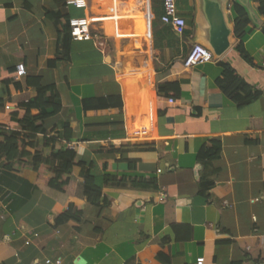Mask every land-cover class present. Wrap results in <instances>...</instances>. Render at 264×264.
<instances>
[{"label":"crops","instance_id":"1","mask_svg":"<svg viewBox=\"0 0 264 264\" xmlns=\"http://www.w3.org/2000/svg\"><path fill=\"white\" fill-rule=\"evenodd\" d=\"M177 4L188 25L183 35L162 22V0H87L86 8L66 0H0V74L8 79V71H16L9 83L0 82V123L19 129L14 113L22 117V104L37 96L26 77L17 76L16 65L24 63L27 76L57 85L62 102L32 141L45 157L72 148L87 162L73 168L63 192L39 183L30 166L9 169L0 159V264H201L202 257V264H264L259 0H249L257 20L249 14L241 38L254 62L235 50L240 39L234 33L236 41L222 57L191 68L184 58L195 43L196 3ZM229 10L233 21L231 3ZM71 17H88L92 38L73 40L70 60L50 68L66 38L59 30ZM223 63L261 96L245 106L227 96L217 85ZM167 82H177L179 92L175 86L159 93ZM108 96H120L122 106L84 108L85 99ZM63 122L72 127L70 138L61 137ZM214 139L222 151L205 167L198 154ZM35 145L27 146L29 165ZM128 159H137L136 170ZM204 171H214L215 183L201 193ZM89 173L155 179L157 188L110 183L101 207L84 194ZM69 207L81 212L80 219L57 224Z\"/></svg>","mask_w":264,"mask_h":264},{"label":"trees","instance_id":"2","mask_svg":"<svg viewBox=\"0 0 264 264\" xmlns=\"http://www.w3.org/2000/svg\"><path fill=\"white\" fill-rule=\"evenodd\" d=\"M156 1V0H153ZM233 14H234V33L240 41L235 45L240 55L248 62L253 63L251 54L245 48L244 42L241 40L245 30L250 22L249 12L236 0H230ZM258 12L264 17V0H259ZM162 15V14H161ZM52 18V15L49 14ZM158 12L155 11L156 20ZM56 23L62 24L63 16L58 14L56 16ZM69 19V18H68ZM193 25V20L189 21ZM66 34L65 42L58 47V54L48 62L50 68L56 67L60 61H69L71 55V43L73 41L70 26L64 25L63 30H59V34ZM224 72L222 77L217 80L219 88L232 100L237 101L240 106L251 104L261 96V92L255 90L230 64L223 63ZM9 78H5L0 74V82L9 83L16 71H8ZM27 86H32L37 89V96L23 103L24 114L18 117L19 113H14L19 129L7 128L5 124L0 123V159L5 160V166L9 169L18 166H30L38 173V182L46 184L47 186L59 191L65 192L69 186L70 178L73 168L76 165H86L87 162L80 158L77 151L72 148L59 149L53 151L50 157H45L40 147L36 146L32 139H35L37 134L45 130V123L47 119L55 117L62 110L61 96L55 83L44 84L41 76L28 75L26 76ZM177 86V93L180 88L177 82H167L159 85L157 91L169 92L172 87ZM123 104L120 96L95 97L84 100L85 109H102L110 107H121ZM33 109H39L38 114H33ZM61 137L70 138L72 134V127L69 122H63ZM49 142L57 140V137H49ZM31 142V143H30ZM33 144L36 146L33 155V162L31 165L27 164L24 159L30 155L27 146ZM222 151V143L220 140H212L210 145L201 149L198 154V160L205 167L212 161L216 160ZM130 170H136L137 159H128ZM214 171L201 174L200 189L201 193H206L214 186L213 179ZM110 183H128L136 188H157L155 179H147L144 177H130L105 174L97 176L89 173L85 176L84 194L88 200L96 205L104 206L108 201L103 197V187ZM80 211L69 207L57 218V224L65 223L71 219L79 220ZM162 258V256H160ZM165 259V258H164Z\"/></svg>","mask_w":264,"mask_h":264},{"label":"water","instance_id":"3","mask_svg":"<svg viewBox=\"0 0 264 264\" xmlns=\"http://www.w3.org/2000/svg\"><path fill=\"white\" fill-rule=\"evenodd\" d=\"M246 7L250 16L257 15L250 8L249 0H237ZM195 43L208 48L214 58L222 57L235 43L234 25L229 10L230 0H195Z\"/></svg>","mask_w":264,"mask_h":264},{"label":"built area","instance_id":"4","mask_svg":"<svg viewBox=\"0 0 264 264\" xmlns=\"http://www.w3.org/2000/svg\"><path fill=\"white\" fill-rule=\"evenodd\" d=\"M66 3L67 5H73L77 8L87 7V0H66ZM162 6V22L169 25L176 34L183 35L188 25L186 18L180 14L177 0H162ZM68 23L73 40L84 41L92 38L91 21L88 17H71L69 18ZM213 59L214 55L208 48L196 43L191 47L184 58V66L191 68L199 64L210 62ZM16 68L18 77L27 76L28 71L24 63L17 64ZM171 101L173 100L171 99ZM6 127L9 128L7 125ZM166 197L167 194L163 193L161 198L164 200ZM26 243L28 244L30 241H27ZM198 262L202 264L204 262V258H199Z\"/></svg>","mask_w":264,"mask_h":264}]
</instances>
